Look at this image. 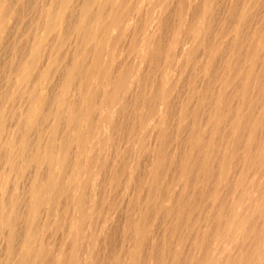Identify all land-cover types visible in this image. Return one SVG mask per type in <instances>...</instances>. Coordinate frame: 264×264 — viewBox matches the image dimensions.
Returning a JSON list of instances; mask_svg holds the SVG:
<instances>
[{
    "label": "rangeland",
    "instance_id": "374dc122",
    "mask_svg": "<svg viewBox=\"0 0 264 264\" xmlns=\"http://www.w3.org/2000/svg\"><path fill=\"white\" fill-rule=\"evenodd\" d=\"M7 1L0 0V264H19L30 224L37 237L29 248L41 250L31 264H264V155L259 166L255 160L264 134L263 104L259 107L261 99L264 103V0L110 4L125 16V26L113 49L104 48L99 63L111 77L119 70L129 75L118 101L106 109L97 102L85 108L74 91L65 95L89 119L76 125L93 138L81 149L71 139L68 128L75 125L65 122L64 110L57 111L59 125L53 116L64 82L76 69L72 54H84L88 64L93 59L91 43L73 45L76 34L70 26L83 0H67L47 33L39 31L58 0ZM189 21L203 24L208 46L198 45ZM96 24L92 26L98 28ZM178 40L192 42L189 62H184ZM37 44L30 73L20 80L15 69L31 60ZM230 86L236 88L232 93ZM217 96H223L224 108ZM40 107L41 115L26 118L28 110ZM234 120H239L236 132L230 125ZM67 138L65 174L48 170L45 163L25 162L51 140L57 151ZM193 139L206 144L192 148ZM71 172L76 175L70 177ZM50 175L69 190L33 213L30 189ZM75 185L84 194L82 213L72 202Z\"/></svg>",
    "mask_w": 264,
    "mask_h": 264
},
{
    "label": "bare ground",
    "instance_id": "6f19581e",
    "mask_svg": "<svg viewBox=\"0 0 264 264\" xmlns=\"http://www.w3.org/2000/svg\"><path fill=\"white\" fill-rule=\"evenodd\" d=\"M9 1V0H8ZM7 1V2H8ZM55 1V0H54ZM53 1V2H54ZM76 1V0H75ZM74 1V2H75ZM79 1V0H78ZM116 2V0H98V2H96V0H83L81 2V5L79 7V11H78V18L76 21H74L72 23V25L70 27H72L75 35V38L73 40V45H83V48L87 45V44H92L91 49L89 50V54L91 53L90 57H93L92 61L85 63L84 62V54L80 53L78 56H74V54H72V57H70L72 63L74 62V64L76 63V69L77 67H79L78 71H76V69H74L75 71L69 72L67 79L64 82V87H63V92H62V96H61V100L58 101V107L56 108V112L55 115L53 116V120L55 121V125H59L62 121V116L61 114H59L60 112H57L59 109H62V111L64 110V112L66 113L67 117L65 119V122L68 125L74 124L75 126L73 127H69L67 125V128L69 129V131L72 133L71 139L72 141L76 144V147L78 149H81L83 147H85V145L87 144L88 141H90L91 139V133L89 132H84V133H80L78 131V129L76 128L77 123L80 120H87L89 121L87 114L86 115H81L80 113H77L75 110V103L68 100L66 98V94L69 93L70 91H74L75 94L77 95V97L80 99V104H84L85 108L89 109L93 106V103L97 102L98 105L100 107H104L105 109L107 107H110L111 105H113L115 102L118 101L119 96L121 94V92L124 90L126 82H127V77L129 75V71H123V72H119L116 77H111L110 74H108L107 72L104 71V68L102 65H100L99 61L103 55V51L104 48L106 49L107 47H109V49L112 48V45L114 44V42L117 39V35L121 32L122 28L125 26L124 25V19L125 16L123 17V14L118 12L117 9H114L113 7L110 6V4H112L113 2ZM125 1V0H124ZM172 1V0H171ZM202 1V0H201ZM52 2V1H51ZM56 11L54 13V15L52 14L50 17H47V20H45L43 22L42 20V27L40 29L39 32L43 31L44 33L48 32L50 30L51 27H53V18H56L58 16V14L60 12H62L67 5V0H58L56 1ZM97 3L94 8V3ZM114 2V5H115ZM121 3V1H118ZM123 2V1H122ZM10 3V2H9ZM14 3V2H13ZM49 3V2H48ZM79 3V2H78ZM55 4V3H54ZM118 5V3L116 4ZM123 5V4H122ZM209 5V4H208ZM16 6V5H15ZM72 7V5H70ZM119 6V5H118ZM54 6H52L53 8ZM115 7V6H114ZM74 8V6H73ZM122 8V7H121ZM121 8H119L121 10ZM2 9V8H1ZM39 9V8H38ZM37 9V10H38ZM76 9V8H75ZM16 10V9H15ZM66 10V9H65ZM70 10V8L68 9ZM38 12V11H37ZM25 14V13H24ZM63 14V13H62ZM68 14V13H67ZM134 15V14H133ZM37 16V15H36ZM65 16V14H64ZM63 16V17H64ZM68 17V15H66ZM65 16V18H66ZM25 17V16H24ZM41 17V16H40ZM53 17V18H52ZM60 17V16H59ZM43 18V17H42ZM62 18V17H61ZM197 18V17H196ZM45 19V18H44ZM127 19V18H126ZM64 20V19H63ZM67 20V18L65 19ZM64 20V21H65ZM72 21V20H71ZM132 21V20H131ZM130 21V22H131ZM62 22V21H61ZM68 22V21H67ZM96 24L98 25V28H95L92 26V24ZM188 23V22H186ZM185 23V24H186ZM44 24V25H43ZM65 24V23H64ZM200 24V23H199ZM40 25V24H39ZM62 25V24H61ZM66 25V24H65ZM127 25V23H126ZM202 23L200 24V27L195 26L193 21H189L188 26L191 28L192 30L195 29L194 32H196V35L194 36V38L196 40H198V45L199 46H204L207 44H204V31L201 29L202 28ZM63 26V25H62ZM67 26V25H66ZM40 27V26H39ZM69 27V28H70ZM187 27V25H186ZM187 27V28H189ZM194 28V29H193ZM158 29V28H157ZM178 29V28H177ZM125 30V29H123ZM134 30V29H133ZM185 30V29H184ZM191 30V29H190ZM191 30V31H192ZM63 31V30H62ZM61 31V32H62ZM132 31V30H130ZM188 31V30H187ZM42 32V33H43ZM52 32V31H51ZM67 32V31H66ZM112 32L110 35H113V37L108 36V33ZM125 32V31H124ZM185 32V31H183ZM127 33V32H126ZM125 33V34H126ZM9 34V33H8ZM7 34V35H8ZM40 34V33H39ZM129 34V33H128ZM264 34V33H263ZM11 36V35H10ZM33 36V35H32ZM128 36V35H127ZM206 36V35H205ZM43 37V36H42ZM109 37V38H108ZM192 37V36H191ZM208 38V37H207ZM17 39V38H16ZM190 39V38H188ZM210 39V38H209ZM56 40V39H55ZM182 40V39H181ZM193 40V39H192ZM42 39H39L38 42L41 43ZM165 41V40H164ZM187 41V40H186ZM190 41V40H189ZM264 41V40H263ZM185 42V41H184ZM9 43V42H8ZM178 43L180 49H181V53L184 59V62L186 63V61L189 62V60H187L189 58V56H193V54H191V51L188 52V48L189 45L192 42H186V43H179V40L176 42V44ZM207 43V42H206ZM264 44V42H263ZM71 45V44H70ZM208 46V45H207ZM39 44H37V51L36 54L31 56V60L30 57L27 61H24L19 67H17L15 69V74H17V76L19 78H21L20 80H26L28 74L30 73L31 67L33 66V62L35 61V59L38 56V50H39ZM111 47V48H110ZM133 49L135 48V45H132ZM264 47V46H263ZM2 48V47H1ZM30 48V47H29ZM122 48V47H121ZM205 48V47H204ZM207 48V47H206ZM6 49V48H5ZM113 49V48H112ZM111 49V50H112ZM125 49V48H124ZM110 50V51H111ZM91 51V52H90ZM109 51V52H110ZM235 51V50H234ZM26 52V51H25ZM47 52V51H46ZM107 52V50H106ZM108 53V52H107ZM112 53V52H111ZM70 54V53H69ZM105 54V53H104ZM191 54V55H190ZM28 55V54H27ZM30 55V54H29ZM63 55V54H62ZM144 55H146L147 57H152V53L151 52H146L144 53ZM206 55V54H205ZM69 56V55H68ZM86 56V55H85ZM131 56V55H130ZM140 56V55H139ZM234 56V55H233ZM62 57V56H59ZM113 57V55H110V57L107 56L108 60L111 59ZM51 58V57H50ZM146 58V57H145ZM206 58V57H205ZM49 59V57H48ZM68 59V57H67ZM130 60V59H129ZM251 60V59H250ZM148 61V60H147ZM236 62V61H235ZM234 62V63H235ZM217 63V62H216ZM263 63H264V59H263ZM17 64V63H16ZM66 64V63H65ZM113 64V63H112ZM183 64V63H182ZM221 64V63H220ZM19 65V64H18ZM72 65V64H71ZM111 65V64H110ZM116 65V64H115ZM222 65V64H221ZM237 64H233L232 67V71H233V77L235 73V67ZM226 66V65H225ZM263 66V64H262ZM39 67V66H38ZM66 67V66H65ZM116 67V66H115ZM119 67V66H118ZM117 67V68H118ZM185 67V66H184ZM215 67V66H214ZM111 68V67H110ZM113 68V67H112ZM214 69V68H213ZM228 69V68H227ZM113 70V69H112ZM118 70V69H117ZM205 70L208 72L209 68H207V66L205 67ZM7 71V70H6ZM54 71V70H53ZM109 71V70H108ZM111 71V70H110ZM203 71V70H202ZM214 71V70H213ZM231 71V70H230ZM65 72V71H64ZM112 72V71H111ZM115 72V71H114ZM216 72V70L214 71ZM45 73V71L41 72ZM56 73V72H55ZM137 74V72H134ZM134 73H132L134 75ZM141 73V72H140ZM43 74V75H45ZM215 75V74H214ZM220 75V74H219ZM57 76V75H56ZM65 76V75H63ZM62 76V77H63ZM113 76V74H112ZM34 77V76H33ZM134 77V76H133ZM210 77V76H209ZM261 77V76H260ZM4 78V77H3ZM256 78H258L256 76ZM34 79V78H32ZM211 79V78H210ZM244 79V78H243ZM259 79V78H258ZM2 80V79H1ZM19 80V79H18ZM129 80V79H128ZM131 80V79H130ZM139 80V79H138ZM223 80V79H222ZM221 80V81H222ZM264 80V76L263 79ZM62 81V80H61ZM205 81V80H204ZM184 82V81H183ZM201 82V80H200ZM206 82V81H205ZM231 82V81H230ZM260 82V81H259ZM129 83V82H128ZM219 83V82H218ZM233 82H231L232 84ZM236 83V82H235ZM264 83V82H263ZM19 84V83H17ZM55 84V83H54ZM135 84V82H134ZM183 84V83H182ZM230 84V85H231ZM260 84V83H259ZM262 84V83H261ZM20 85V84H19ZM25 85V84H24ZM58 85V84H57ZM95 85L94 87L90 86ZM131 85V83H130ZM186 85V84H185ZM199 85V84H198ZM197 85V86H198ZM218 85V84H217ZM252 85V84H251ZM21 86V85H20ZM140 86V85H139ZM236 86V85H235ZM89 87V88H88ZM203 87V86H202ZM232 87V91L233 92L234 86H230ZM238 87V86H237ZM257 87V86H256ZM2 88V87H1ZM32 88V87H31ZM99 88L101 90V92L99 91ZM207 88V87H206ZM209 88V87H208ZM263 88V87H262ZM8 89V88H7ZM6 89V90H7ZM38 90V89H37ZM208 90V89H207ZM257 90V89H256ZM264 90V89H263ZM21 91V90H20ZM131 91V90H130ZM222 91V90H221ZM260 91V90H259ZM40 92V90H39ZM38 92V93H39ZM197 92V91H196ZM203 92V91H202ZM249 92V91H248ZM50 93V92H49ZM262 93V92H261ZM19 94V93H18ZM43 94V93H42ZM41 94V95H42ZM74 94V93H72ZM247 94V93H246ZM260 94V93H259ZM68 95V94H67ZM71 95V94H70ZM125 95V94H124ZM208 95V93H207ZM206 95V96H207ZM263 95V93H262ZM53 96V95H52ZM205 96V97H206ZM259 96V95H258ZM264 96V95H263ZM37 97V96H36ZM248 97V96H247ZM262 97V96H261ZM208 98V96H207ZM244 98V96H243ZM249 98V97H248ZM246 98V100L248 99ZM200 99V98H198ZM203 99V98H202ZM253 99V97H252ZM264 99V98H263ZM196 100V99H195ZM229 100V98H228ZM240 100V99H239ZM243 100V99H242ZM235 101V100H234ZM238 101V100H237ZM264 101V100H263ZM36 102V100H35ZM224 100H223V96H217L216 99V103L217 104H222V107L224 105ZM228 102V101H227ZM245 102V101H244ZM28 103V102H27ZM143 103V101H142ZM229 103V102H228ZM227 103V106H228ZM236 103V102H235ZM78 104V103H77ZM238 103H236L237 106ZM263 104V108H264V103H262V99H261V103L259 104L261 107ZM207 105V104H206ZM210 105V104H209ZM240 105L242 106V103H240ZM239 105V106H240ZM249 105L248 103L246 104V106ZM226 106V104L224 105ZM233 106V105H232ZM240 106V107H241ZM245 106V107H246ZM29 105H28V109H29ZM48 107V106H47ZM46 107V108H47ZM239 107V108H240ZM243 107V106H242ZM224 108V107H223ZM249 108V107H248ZM262 108V107H261ZM102 109V108H101ZM104 109V110H105ZM247 107L245 109H243L244 111H246ZM42 107H40L39 109L35 108V110H28L26 112V115H28L26 118H30L31 117H35V116H39L43 113L42 111ZM234 110V109H233ZM261 110V109H260ZM222 111V110H221ZM263 111V109H262ZM218 112V111H217ZM223 112V111H222ZM232 112V111H231ZM235 112V111H234ZM45 113V112H44ZM225 113V111H224ZM223 113V114H224ZM239 113V110H238ZM200 114V112H199ZM232 114V113H231ZM218 115V114H217ZM243 115H245L243 113ZM225 116V115H224ZM231 116V115H230ZM198 117V116H197ZM237 117V116H236ZM244 117V116H243ZM92 118V117H91ZM214 118V117H213ZM212 118V119H213ZM224 118V117H223ZM229 118V117H228ZM238 118V117H237ZM200 119V118H199ZM215 119V118H214ZM28 120V121H29ZM210 120V119H209ZM244 121V120H243ZM249 121V119H248ZM198 122V120H197ZM209 122V121H207ZM238 122L239 120H234L230 125H231V129H233L234 132L237 131L238 128ZM202 123V122H201ZM257 123V122H256ZM264 123V122H263ZM64 124V123H62ZM224 124V123H223ZM241 124V123H240ZM201 125V124H200ZM210 125V124H209ZM229 125V124H228ZM244 125V123H243ZM261 125V124H260ZM28 126V125H27ZM30 126V125H29ZM197 126V124H196ZM195 126V127H196ZM214 126V125H213ZM217 126V125H215ZM262 126V125H261ZM65 127V126H64ZM201 127V126H200ZM220 127V126H219ZM56 128V127H55ZM230 128V127H229ZM245 128V127H244ZM263 131H264V127H262ZM125 129V128H124ZM252 129V128H251ZM261 129V127H260ZM259 129V130H260ZM62 130V129H61ZM152 130V129H151ZM190 130V128H189ZM220 130V129H219ZM218 130V131H219ZM241 130V129H240ZM261 130V131H262ZM155 131V130H154ZM158 131V130H157ZM196 131V130H195ZM200 131V130H199ZM243 131V130H242ZM258 131V130H257ZM260 131V132H261ZM55 132V131H54ZM153 132V131H152ZM192 132V131H191ZM210 132V131H209ZM250 133V131H248ZM195 133V132H194ZM214 133V132H213ZM153 134V133H152ZM205 134V133H204ZM202 134V135H204ZM210 134V133H209ZM208 134V135H209ZM258 134V133H256ZM54 135V133L52 134ZM59 135V134H58ZM67 135V134H66ZM196 135V134H195ZM259 135V134H258ZM69 136V135H68ZM194 136V135H193ZM239 136V135H238ZM246 139L248 138V134L246 135ZM257 136V135H256ZM54 137V136H53ZM182 137V136H181ZM196 137V136H195ZM210 137V136H209ZM244 137V136H243ZM254 137V136H253ZM91 138V139H90ZM193 138V137H192ZM240 138V137H239ZM54 139V138H53ZM70 139V140H71ZM211 139V138H210ZM256 139V138H255ZM68 138L67 139H63V141L61 142L58 150L56 151L53 147V140H51L48 145L45 146V148L41 149V150H37L35 153H33L32 155H30L29 158H25V162H29L34 161L37 165L39 164H43L45 163V165L47 166L46 168H51L53 167L54 169H59L61 171V175L65 174L66 172V158L70 153V146H71V141ZM215 140V139H214ZM238 140V139H237ZM257 141V140H256ZM255 141V142H256ZM20 142V141H19ZM57 143V142H56ZM191 146L192 148L195 147H203L204 144H206V142H203L201 139H193L191 142ZM18 144V143H17ZM182 144V143H181ZM209 144V143H208ZM207 144V145H208ZM255 150H259L257 157L255 158L256 160V165L259 166L260 163H262L263 161V147H264V134L261 133L259 135L258 141H257ZM87 146V145H86ZM237 146V144H236ZM242 147V146H240ZM183 148V147H182ZM89 149V148H88ZM202 149V148H199ZM211 149V148H210ZM209 149V150H210ZM246 149V148H245ZM195 150V149H194ZM78 151V150H76ZM204 151V150H203ZM239 151V150H238ZM79 152V151H78ZM208 152V150H207ZM242 152V151H241ZM22 153V152H21ZM20 153V155H22ZM78 154V153H77ZM208 155V154H207ZM70 158V157H69ZM68 158V159H69ZM243 158V157H242ZM248 158V157H247ZM91 159V158H90ZM236 159V158H235ZM93 160V159H92ZM199 160V159H198ZM69 162V161H68ZM190 162V160H189ZM247 162V161H246ZM202 164V163H201ZM206 164V163H205ZM210 163H208L209 165ZM243 164V163H241ZM246 164V163H245ZM35 165V164H34ZM91 165V164H90ZM89 165V166H90ZM168 165V164H167ZM29 166V165H28ZM40 166V165H39ZM86 167V166H84ZM88 167V166H87ZM189 167V166H188ZM200 167V166H199ZM246 167V166H245ZM208 168V167H207ZM153 169V168H151ZM204 169V168H203ZM49 170V169H48ZM80 170V166L78 165L76 168V171L78 172ZM209 170V169H208ZM52 171V170H51ZM156 171V170H155ZM154 171V173H155ZM184 175H186V170H182ZM253 171V170H252ZM154 173H153V177H154ZM195 173V172H194ZM252 174V172H251ZM27 175V174H26ZM74 175V172H71L70 177ZM76 175V174H75ZM74 175V176H75ZM205 175V174H204ZM199 176V175H198ZM45 180L41 183H37L35 184L31 189H30V203H29V208L34 212L37 211V209H39V207L43 206V205H50L55 199L56 197H59L63 192L69 190L68 188L65 189L64 186H62L58 180H56L52 175L44 178ZM43 180V179H42ZM159 180V179H158ZM183 181V180H182ZM201 181V180H200ZM264 181V180H263ZM185 182V181H184ZM190 182V180H189ZM203 183V182H202ZM78 184V183H77ZM92 184V183H91ZM165 185V184H164ZM189 185V184H188ZM190 186V185H189ZM72 187V186H71ZM78 185H75L73 187V189L75 191H77V195L74 201V205H76L77 209L82 213L83 211V202H84V194L82 192V188ZM71 189V188H70ZM81 190V191H80ZM96 197V195L94 196ZM93 199V198H92ZM149 199V198H148ZM242 200V199H241ZM96 201V200H95ZM151 201V200H150ZM185 201V200H184ZM86 202V201H85ZM88 202V201H87ZM149 203V201H148ZM187 203V202H186ZM156 204V202H155ZM187 205V204H186ZM19 206V205H18ZM150 206V205H149ZM174 206H177L176 204ZM52 207V206H51ZM62 207V206H61ZM60 207V208H61ZM178 207V206H177ZM137 208V207H136ZM184 208V207H183ZM181 210V209H180ZM185 210V209H184ZM188 210V209H186ZM185 210V211H186ZM191 210V209H190ZM190 210L188 212H190ZM173 214V213H172ZM193 215V214H192ZM26 216V215H25ZM143 217V216H142ZM23 219V218H22ZM263 231H264V217H263ZM73 223V222H72ZM77 224V223H76ZM32 224L29 225V232L31 234V236H29L25 241H23L22 243V248L25 249V254H22L20 260H19V264H31L35 259L38 258V256L41 254V250L40 251H34L31 250L29 248V243L32 239L35 238L37 231L36 229L33 227H31ZM33 226V225H32ZM261 229V228H259ZM258 229V230H259ZM260 233V232H259ZM264 233V232H263ZM258 233H256L255 235H257ZM137 236L138 240L140 241L141 237H142V231L138 230L137 231ZM260 236V235H259ZM37 237V236H36ZM257 237V236H256ZM254 239V238H253ZM255 241V240H254ZM256 244V242H255ZM39 245V244H38ZM15 246V245H14ZM146 248V247H145ZM38 249V248H37ZM3 250V249H2ZM16 250V249H15ZM145 250V249H144ZM36 252V253H35ZM253 252V251H252ZM43 253V252H42ZM251 254V252L249 253ZM173 255V254H172ZM90 258V257H89ZM132 258V257H131ZM78 259V257H77ZM40 261V260H39ZM36 262V261H35ZM63 263V262H62ZM59 263V264H62ZM175 263V262H174ZM72 264V263H69ZM172 264V263H171Z\"/></svg>",
    "mask_w": 264,
    "mask_h": 264
}]
</instances>
